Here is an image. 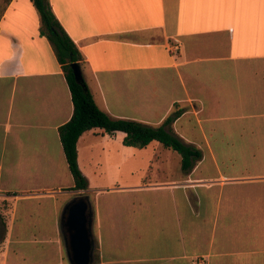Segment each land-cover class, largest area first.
I'll list each match as a JSON object with an SVG mask.
<instances>
[{"label": "crops", "instance_id": "crops-1", "mask_svg": "<svg viewBox=\"0 0 264 264\" xmlns=\"http://www.w3.org/2000/svg\"><path fill=\"white\" fill-rule=\"evenodd\" d=\"M49 1L100 109L152 125L181 109L172 129L202 151L184 172L154 147L157 177L100 189L98 219L90 198L95 264H264V0ZM40 26L32 0L0 15V194L57 179L67 161L58 130L72 96ZM124 137L85 131L79 165L81 144Z\"/></svg>", "mask_w": 264, "mask_h": 264}, {"label": "rangeland", "instance_id": "rangeland-1", "mask_svg": "<svg viewBox=\"0 0 264 264\" xmlns=\"http://www.w3.org/2000/svg\"><path fill=\"white\" fill-rule=\"evenodd\" d=\"M6 4L7 0H0V15ZM154 147L163 152L170 150L158 141L140 149L123 146L117 140L98 141L92 147L89 143L81 144L80 168L88 180L86 194L94 201L100 189L155 179L157 174L153 175L151 169L147 171L149 161L157 153ZM180 165L174 161L171 174L180 172ZM59 175L57 179L34 180V186L15 188L17 194H0V264H59L63 259L65 264H70L61 230L48 226L51 213H57L61 222L62 205L78 195L75 189L69 188L74 180L67 161L60 162ZM105 199L103 195L100 204L94 201L96 219L101 215L99 210ZM51 200L58 205L54 206Z\"/></svg>", "mask_w": 264, "mask_h": 264}, {"label": "trees", "instance_id": "trees-1", "mask_svg": "<svg viewBox=\"0 0 264 264\" xmlns=\"http://www.w3.org/2000/svg\"><path fill=\"white\" fill-rule=\"evenodd\" d=\"M9 1L11 0H7ZM32 2L40 15V33L52 43L71 91L73 114L66 123L59 127L58 131L75 182L72 188L83 190L88 188V180L79 165L78 140L85 131L93 128H101L108 134L117 131L124 132L123 144L126 146L145 148L153 141H158L165 148L180 154L181 168L184 172L192 169L195 162L202 156V151L188 145L172 129V124L182 115L183 111L175 110L160 125L109 116L97 105L86 82L80 83L76 80L71 64L78 62L81 65L84 57L56 17L50 1L32 0Z\"/></svg>", "mask_w": 264, "mask_h": 264}, {"label": "water", "instance_id": "water-1", "mask_svg": "<svg viewBox=\"0 0 264 264\" xmlns=\"http://www.w3.org/2000/svg\"><path fill=\"white\" fill-rule=\"evenodd\" d=\"M71 67L76 80L84 82L82 67L76 62ZM61 223L63 241L70 264H95L96 239L93 231L94 211L87 194L79 192L64 207Z\"/></svg>", "mask_w": 264, "mask_h": 264}, {"label": "built area", "instance_id": "built-area-1", "mask_svg": "<svg viewBox=\"0 0 264 264\" xmlns=\"http://www.w3.org/2000/svg\"><path fill=\"white\" fill-rule=\"evenodd\" d=\"M196 263H197V264H203V262H202V258H201V257H198V258L196 259Z\"/></svg>", "mask_w": 264, "mask_h": 264}, {"label": "flooded vegetation", "instance_id": "flooded-vegetation-1", "mask_svg": "<svg viewBox=\"0 0 264 264\" xmlns=\"http://www.w3.org/2000/svg\"><path fill=\"white\" fill-rule=\"evenodd\" d=\"M78 194V193H77ZM62 236H63V234H62Z\"/></svg>", "mask_w": 264, "mask_h": 264}]
</instances>
